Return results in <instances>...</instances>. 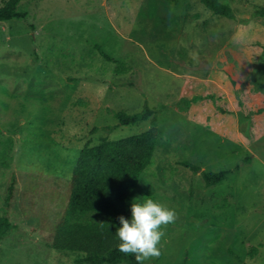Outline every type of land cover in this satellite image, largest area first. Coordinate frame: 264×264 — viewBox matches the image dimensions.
I'll return each mask as SVG.
<instances>
[{"label": "rangeland", "instance_id": "rangeland-1", "mask_svg": "<svg viewBox=\"0 0 264 264\" xmlns=\"http://www.w3.org/2000/svg\"><path fill=\"white\" fill-rule=\"evenodd\" d=\"M222 1L234 18L200 0H24L0 22V214L17 176L0 264H88L51 245L80 151L147 130L134 200L177 218L146 262L264 264V0ZM146 102L157 125L118 124ZM183 161L232 172L207 186Z\"/></svg>", "mask_w": 264, "mask_h": 264}, {"label": "trees", "instance_id": "trees-1", "mask_svg": "<svg viewBox=\"0 0 264 264\" xmlns=\"http://www.w3.org/2000/svg\"><path fill=\"white\" fill-rule=\"evenodd\" d=\"M22 1L3 0L0 22L26 18L28 12L19 8ZM200 1L216 14L235 17L233 8L222 0ZM256 13L264 16V7L257 9ZM102 53L110 57L104 51ZM116 117L119 125L146 120L157 125L158 111L146 102L142 110H120ZM109 128L112 129L111 126ZM156 146L157 138L151 130L116 140L102 136L98 143L86 144L73 170L69 202L51 238L52 247L83 253L77 259L78 263L137 264L134 255H125L118 250L119 239L115 233L120 227L119 216L131 218V204L141 175L152 163ZM250 160L251 157L245 158V162L249 163ZM182 163L196 173L202 172L207 186L222 182L232 172V169L202 170L198 164L189 161ZM16 184L17 176L13 173L6 193L4 212L0 214V240L17 227L9 216ZM144 264L151 263L145 261ZM183 264H186L185 261Z\"/></svg>", "mask_w": 264, "mask_h": 264}, {"label": "clouds", "instance_id": "clouds-1", "mask_svg": "<svg viewBox=\"0 0 264 264\" xmlns=\"http://www.w3.org/2000/svg\"><path fill=\"white\" fill-rule=\"evenodd\" d=\"M195 58V57H194ZM177 212L166 203L151 198L131 204V218L119 216L120 227L116 229L118 250L134 255L137 264H144L161 255L164 228L175 222Z\"/></svg>", "mask_w": 264, "mask_h": 264}]
</instances>
